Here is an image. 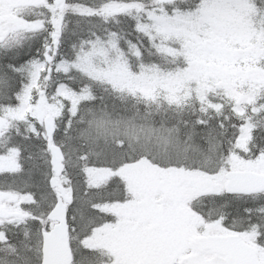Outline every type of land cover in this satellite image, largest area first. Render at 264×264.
<instances>
[{"label":"snow or ice","instance_id":"snow-or-ice-1","mask_svg":"<svg viewBox=\"0 0 264 264\" xmlns=\"http://www.w3.org/2000/svg\"><path fill=\"white\" fill-rule=\"evenodd\" d=\"M0 264H264V0H0Z\"/></svg>","mask_w":264,"mask_h":264}]
</instances>
